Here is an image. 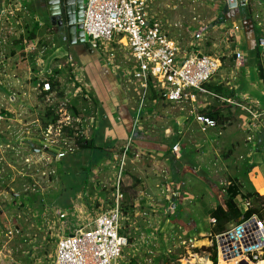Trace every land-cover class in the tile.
I'll use <instances>...</instances> for the list:
<instances>
[{
    "label": "rangeland",
    "instance_id": "374dc122",
    "mask_svg": "<svg viewBox=\"0 0 264 264\" xmlns=\"http://www.w3.org/2000/svg\"><path fill=\"white\" fill-rule=\"evenodd\" d=\"M249 2L254 4V0H249ZM205 3L206 0H150L147 11L152 15H156L163 22L166 29L170 24V19H179L182 20L181 29L183 31L188 28V31L196 33L208 26L209 29L212 28L215 21H222L221 19L226 12L224 8L225 0H209L208 5L204 8ZM45 5V0H0V62L5 63V65H9L12 62V66H14L15 61L20 60L19 58L21 57L24 60L27 59V64L30 61L29 66L32 70V75H29L28 78H25L26 74H21L22 81L25 83V89L14 88L12 80L7 77H4L5 85H0V120H2L0 122V129L2 131L0 141L2 153L0 154V158H2L4 164L10 163L16 168V170L14 169L10 172L11 175L6 173L5 179H7L8 183L10 178H15V175L17 176L16 182L11 187L16 189L19 195L18 198H22V200H19L22 205L24 197H29V214L27 215V208H25V211H22L19 205H17V210L15 211L18 215L14 212L19 217V225L15 227L16 230L10 228L9 221H6L2 225V229H0V264H54L57 240L62 235L74 231L76 227L74 224L79 221L78 218L77 221L71 220L77 214L75 209H73L74 206L78 205L80 208H83L81 211L85 212L84 218L86 219H94L95 215L111 212L118 207L123 214L127 209L123 204L124 199H118V192L122 194V191L126 188L127 182L125 178L128 174L133 178V184L138 180L136 179V175H132L133 172H130L133 164L128 162L129 157H136L132 152L129 153L130 146L121 149L116 148L108 153V155L103 154L99 150L81 151L77 148L73 152H69L62 159H57L56 155L46 153L40 144L33 145L35 150H38L40 154H35L32 151L33 147H29V142H27L28 146L25 149H20L22 146H25V137L29 136V124H31L29 113L33 114L30 120L33 119L32 121H34L38 119L42 127H45L44 120L47 109L48 107L52 108V106H48L51 103H46L48 101L47 97L43 95L44 92L41 89L42 83L49 79V75L46 76L41 73L38 75L36 72L38 79L34 78L36 74L32 68L38 57L45 56V61L50 60V66L54 67L58 64H63L64 67L60 70L64 72L63 76L65 80L62 82L63 87L60 86V89H55L54 95L50 96V101H75L72 89L74 76L72 68L67 63L70 57L77 64L79 72H81V69L83 72V65L86 61L91 62L93 60L92 62H94L102 58L106 59L104 54L102 55L99 51L90 54L89 49L84 45H69L66 31L51 25L45 11ZM186 5H201V7H197V10L191 11L189 8L186 9ZM36 21H39L38 29H35ZM223 33L227 35L228 32L221 30L216 36L222 39L224 37ZM31 34L36 35L33 41L29 39ZM186 36L188 35L186 34ZM209 40H212L211 34H209ZM231 43H233V40H231ZM231 47L233 51L236 49L234 44H231ZM29 49L34 52L31 57H29ZM18 52L20 53V57L18 55L17 58L13 57ZM234 57L236 59V56L232 54L229 58L232 65H235L233 62ZM107 58H109V54ZM226 71L227 66L223 64V68L218 75L219 78L217 76L215 81L216 79L222 80V76L226 79ZM57 72L59 74L58 70ZM51 74L53 75L54 73L52 72ZM55 75L57 74L55 73ZM29 86L31 89H29ZM261 87L264 90V80ZM131 95L134 98L133 102L137 106L139 98L136 92L133 91ZM29 100L36 101L37 103L35 104L34 102L31 109L29 105L26 106L27 108L25 105L22 107L23 111L28 112L25 118L9 121L8 116L4 115L5 113H9L8 109L11 110L12 108V111H16L17 103L13 101ZM154 100L156 99H153L151 96L146 99L148 111L139 121L141 127H145L143 129L149 133L155 131L159 126V122L161 123L158 117H162L166 113L169 118L168 114L176 115L181 112L176 108L170 110L169 105H166L163 99H160L156 107H161L165 110H160L161 112L158 114L154 113L152 111L155 107L151 110L149 106H155ZM198 101H204V107L202 110L193 113L195 116L198 115L197 113L203 114L204 111L207 112L213 107L218 108L222 105L220 99L210 96L199 98ZM234 108L236 110L229 111L226 114L227 117L241 112V109ZM14 115L17 116L16 113ZM220 125L222 129L229 130L225 138L226 149L223 150L221 148L219 154L216 155V160L221 162L222 168H224L225 164L228 165V169L223 171L226 177H224L225 174L223 176L221 174L224 178L220 179L223 180L222 182L225 181L221 187L226 189L229 186V179L231 180V178L236 177L238 173L241 176L240 179L244 181L240 186L245 190V186L247 185L245 182L247 180L243 173L245 172V175L246 172L248 173L246 163L249 161L247 155L249 153V146L245 147L243 143L245 134L238 122L228 123L226 121ZM230 126H232V129H229ZM30 129H36L38 133H41V137H39L41 142L44 140L42 134L44 128L41 130L35 124L34 126L31 125ZM37 136L39 135L37 134ZM88 137L91 138V135L87 134V136H84L85 139ZM52 138L54 141L58 140L55 136ZM232 139L241 141V149L231 150L229 143ZM75 141V139H69L68 146L63 145L62 142L58 146L60 149L74 148L77 145H75ZM262 141L264 143V139ZM259 144L260 149H262L259 152H262V154L257 166L258 170L254 171V173L264 180V144L260 142ZM7 147L15 148L17 152L12 149L8 150ZM126 148L129 150L125 155ZM28 161L29 169L27 166ZM2 167L4 166L2 165ZM88 168L90 169L89 172L86 171ZM27 174H29V178H27ZM11 187H7V184H1L0 197L5 200L7 196L8 201L14 203L10 195ZM208 187L205 186V190ZM182 188L186 189V186ZM200 188H202V185ZM259 188L261 189L262 187ZM248 191V189L245 190V192ZM2 193L3 196H1ZM131 194L132 196L134 195L133 192ZM189 194L194 196L193 192L187 191V195ZM170 195L171 197H169ZM170 195H168V201L173 203V196L171 193ZM138 198V192L136 191V202ZM203 200L204 203L202 205L207 208L208 204L214 201V198L211 199L208 196V198L204 197ZM136 202L134 203L136 204L135 209L137 213L134 211L129 212L128 216H126L127 218L122 220V234L129 239L128 247L124 249L123 254L124 260L127 263L134 261L135 264H206L208 260L211 262V254L203 251V249L205 247H212L211 240L214 236L212 235L214 225L210 221V214L212 212L205 209L202 219H195L200 224V232L203 231L202 234H196L197 236H195L194 230L191 234H187L185 229L180 230L176 226L177 223H173L183 220L185 221V226L188 224L187 227H190L192 220L189 218V213L187 212H191V206L190 211L186 210V216L182 215L179 211H177L178 214L175 212V216H172L168 212L170 203L166 206V203H161L157 198L150 203L151 206H147V202L142 199L138 201V206ZM4 203L0 199V207ZM191 203L192 206L195 204ZM56 206L61 208L59 210L66 215L65 218L62 219L58 213L59 211H55ZM68 218L69 222L62 227V223ZM232 225H228L227 229ZM191 237L198 239L200 243L197 245L202 246L194 248L193 243L190 241ZM196 250H199V252L195 253Z\"/></svg>",
    "mask_w": 264,
    "mask_h": 264
},
{
    "label": "crops",
    "instance_id": "0c3cea01",
    "mask_svg": "<svg viewBox=\"0 0 264 264\" xmlns=\"http://www.w3.org/2000/svg\"><path fill=\"white\" fill-rule=\"evenodd\" d=\"M208 1L209 0H206L204 8L208 5ZM238 1L239 4L230 9L227 7V0H225L224 8L226 12L224 17L221 19L222 21H215L213 23V27L210 29L208 26V29L204 28L203 30H199L203 31V34L201 39L198 41L194 40V35L199 31L192 33L188 31V28L183 31L181 29L182 20H169L170 24L166 30L169 33V36L183 50H188L189 47L196 42L200 45L201 52L220 59L222 65L221 69L211 83L207 85L211 88H222L226 91V96H218L215 92L206 89L208 91L206 94H199L195 92L194 101L189 100L184 103L176 104L165 102L163 100L166 105H169L168 107L170 110H174V108H176L181 112L176 115L168 114L170 116L169 118L166 113L165 115L163 114L162 117H158L160 118L161 123L159 122V126L155 131L149 133L143 129L145 127H141V124H139L138 128L134 127L136 104L133 102L134 98L131 93L135 90L131 85L122 83L120 81L119 73H116L115 68L105 62L103 58L94 62H92L93 60L91 62H84L83 72L82 69L81 72L78 71V75L80 77L82 76L81 80L83 85H80L81 83L79 84L75 79L73 80L72 89L75 101H50V96L52 97L54 95L53 92L55 91L51 94L46 93L45 96L48 100L46 103H51V105L48 106H52L51 109L53 111L56 109V111H54L56 115L59 114L58 111L60 112L61 110H64L72 117H80L81 120L86 123L83 137L87 136V134L91 135V138L88 137L86 140L89 141V144H93L96 150L108 155V153L116 148L121 149L129 145V153L132 152L133 155L136 156L129 157L128 162L133 164L130 168V172H133L132 175H136V179H138L133 184V178L129 174L125 178L127 182L126 188H130V191L128 190V192H133L135 195L132 196L133 201L136 202L137 191L139 197L136 202L137 206L139 203L138 201L141 199L147 202V206H151L150 203L157 198L161 203H166V206L170 203V206H168V212H170V215L172 216H175L174 214L175 212L177 213V211H179L182 215H185L187 212L186 210L190 211L192 208L191 212H187L189 213V218L192 220L190 222V227H187L188 224L185 226V221L183 220H178L173 223H177L176 226L180 230L185 229L187 234H191L194 230L195 236L203 233V231L200 232V224L195 219H202L205 209L212 212L219 205H223L227 196V188L224 189L221 187L225 181L222 182L223 180L221 179L226 177V174L223 171L228 169V165L225 164L224 168H222L221 162L216 160V155L219 154L221 148H223V150L226 149L225 138L229 131L222 129V126L220 125L222 122H238L245 134V138H243L244 146H249V153L247 154L249 161L246 163L248 173L246 172V175L245 172L243 173V175L246 176L245 179L247 180V182H245L247 184L245 186V190L248 189L249 191L245 192V190L241 188L240 185L244 181L240 179L241 176L238 175V173L237 176L231 178V180L238 183L237 185H239L243 194L257 192L260 195H264V180L260 178L258 174L254 173V171L258 170L257 166L259 165V159L262 154V152H259L262 150L260 149L259 142L264 144L262 141L264 139V90L261 87L264 80V0H254V4L249 2V0ZM240 3H242V5H240ZM197 7H201V5H186V9L189 8L191 11L197 10ZM221 30H226L228 32L227 35L226 33H223L224 37L222 39L221 37L219 38L216 36ZM186 34L188 36H186ZM209 34H211L212 40H209ZM231 40H233V43L231 44H234L236 48L234 51L232 50L230 44ZM29 48L31 47L29 46ZM93 52L89 53L92 54ZM238 52L242 53L243 60H237V58L235 59L234 57L233 62L235 65H232L229 58L232 54L236 56V53ZM22 53L24 52L22 51ZM33 54L34 52L29 49V57L33 56ZM17 55L20 57L19 52L16 53V55H13V57L17 58ZM45 58V56H39L32 69L35 74L37 72L38 75L40 73L43 75L45 74L46 76L49 75V79L44 82L49 81L51 83L54 81L58 83L57 89H60V86L63 87L62 82L65 80L63 76L64 72L60 71L61 68H64L63 64H58L53 67L50 66V60L45 61ZM19 59L20 60L15 61L16 63L14 66H12V62L9 65H5V63L0 62L1 86L5 85L4 77H7L12 80V86H14V88L25 89V83L22 81L21 74H26L25 78H28L29 75H32V70L29 66L30 61L29 64H27V59L24 60L21 57ZM67 63L69 64L68 61ZM223 64L227 66L226 79L222 76V80L216 79L215 81V78L219 75L223 68ZM245 64L247 65L245 66ZM57 70L59 71V74ZM52 72L54 73L53 75L51 74ZM55 73L57 75H55ZM37 74L36 77H34L36 79H38ZM11 76H13V78H11ZM76 87H78L77 91ZM29 89H31L30 86ZM150 96L152 98L155 96L153 99H156L154 100L155 106L149 105L151 110L155 107L152 112L158 114L161 112L160 110H165L161 107H156L158 100L162 98H160L156 93H151ZM207 96L220 99L222 105L218 108L213 107L207 112L204 111L201 115L208 116L207 114L209 112L217 110L222 119L219 123L215 120L218 124L217 128L207 129V131L204 132L202 131L200 125L195 122V115H193V113L198 110H202L204 107V101L200 102L198 99ZM13 102L17 103L15 108L16 111H12V108L11 110L8 109L10 117L9 113L4 114L6 117L8 116L9 121H16L17 118H25L28 112L23 111L22 107L24 105L25 107L29 105V108L31 109L33 108L34 102L35 104L37 103L32 100ZM234 107L241 109V112L227 117L226 114L235 109ZM49 108L50 107H48V109ZM146 111H148V107ZM14 113H16L17 116H15ZM145 114L146 112L142 115V117H144ZM32 115L33 114L29 113V121H31V124H29V136L25 137V146H22L20 149H25L28 146L27 142H29V147H33L34 144L42 145L41 139L39 138L41 137V133H38L36 129H30V126H34L36 124V126H39L41 130L45 127H42L38 119L34 121H32L33 119L30 120ZM254 115L257 117L256 120L258 128L257 130L251 131L248 129L249 126L247 123L253 119ZM1 121L2 120H0V122ZM45 121H47L46 118ZM229 129H232V126H230ZM66 130L75 132L72 129H65L64 135L66 137L68 136ZM36 133L39 136H37ZM1 134L2 131L0 129V141ZM75 134L73 137H70L69 135L67 138L73 139L75 138ZM240 142L241 141L239 140L232 139L229 143V147L231 150L241 149ZM176 145H178L179 148L178 151L174 152L172 149ZM7 149H12L17 152V149L12 147H7ZM32 151L35 154H40L38 150H35V147L32 148ZM1 153L2 148H0V154ZM50 154L54 155L52 153ZM2 165L4 167H2ZM27 166L29 169V161ZM255 166L256 168L254 169ZM14 169L16 170V168H14L10 163L4 164L2 158H0V185L7 184V187H11L12 184L16 182V175L15 178H10L8 183L7 179H5L6 173L10 174V172ZM221 174L222 176L225 174L224 177H222ZM27 178H29V174H27ZM231 180L229 179L228 181L229 185L232 182ZM201 185L202 188H200ZM183 186H186V189H183ZM205 186H209L207 190H205ZM259 187L262 188L260 189ZM209 189H211V191H209ZM187 191L193 192L194 196L190 194L187 195ZM10 193L14 203L9 202L7 196L5 199L6 201L0 197L1 201L5 202L0 207V229H2L1 227L6 221H9L10 228L16 230L15 227L19 225V217L16 216L18 213L15 212L17 210V205H19V208H21L22 211H25V208H27L28 215L29 197L26 196L27 199L24 197L22 205V203L19 202L22 198H18L19 195L17 194L16 189L11 187ZM170 193L173 196V203L168 201L169 197H171ZM168 195L170 196L168 197ZM1 196H3V193ZM208 196L211 199L214 198V201L210 202L208 204L209 206L205 208L202 205L204 203L203 198H208ZM191 202L195 204L192 206ZM135 207L136 204L134 203L133 211L137 213ZM55 208V211L63 213L59 210L61 208L57 206ZM73 209H75L77 214H75L71 220L77 221V218L79 220L74 224V226H76L75 229L85 225V222L89 223L93 221L92 218H84L85 212L81 211L83 208L76 205ZM14 212L16 214H14ZM96 216L97 215H95V217ZM126 216L124 217L123 215L124 219L127 218ZM64 221L66 223H62L61 220L62 227L69 222V218ZM190 241L193 243L194 248L200 243V241L198 239H194V237H191ZM201 246H198L197 248H200Z\"/></svg>",
    "mask_w": 264,
    "mask_h": 264
},
{
    "label": "built area",
    "instance_id": "2783aa9c",
    "mask_svg": "<svg viewBox=\"0 0 264 264\" xmlns=\"http://www.w3.org/2000/svg\"><path fill=\"white\" fill-rule=\"evenodd\" d=\"M149 2L85 0L82 22L85 38L92 51L104 54L105 62L119 73L120 81L131 85L137 93L139 101L135 128L139 127L142 115L147 112L146 99L151 93H156L170 103L194 101L195 92L208 93L205 86L211 83L222 66L219 58L201 52L196 42L188 50H183L169 36L163 22L147 11ZM202 34L203 31L197 32L194 40H200ZM236 58L243 60L242 53H236ZM68 62L74 79L83 85L77 65L71 57ZM41 89L44 93H52L49 81L43 82ZM58 113L57 122L42 130V147L46 153L62 159L77 149V145L63 150L59 148L60 142L68 146L69 135H64L65 129L74 130L75 138L83 137L85 123L80 117H72L64 110ZM256 119L254 115L247 123L249 130H257ZM195 122L204 132L218 127L217 122L206 115H196ZM53 136L58 140L54 141ZM178 148L176 145L172 150L176 152ZM128 150L126 148L125 155ZM122 197L118 192V199ZM237 204L242 213L253 207L249 199L239 198ZM59 214L62 219L66 216L64 213ZM123 219L118 207L62 235L56 243L54 264H130L123 256L129 244L128 237L122 234ZM210 221L213 225L216 223L214 219ZM211 245L216 249L217 264H221V260L229 264H241L244 261L258 264L264 260V219L253 215L245 221L241 220L224 233L213 236Z\"/></svg>",
    "mask_w": 264,
    "mask_h": 264
},
{
    "label": "trees",
    "instance_id": "16d2710c",
    "mask_svg": "<svg viewBox=\"0 0 264 264\" xmlns=\"http://www.w3.org/2000/svg\"><path fill=\"white\" fill-rule=\"evenodd\" d=\"M52 25V24H51ZM39 28V21H36L35 24V29ZM36 35L31 34L29 39L30 41H33L35 39ZM52 86V92L55 91V89L58 86V83L56 82H51ZM206 89L215 92L218 94V96H226V91L223 90L222 88L216 89V88H211L209 85L205 86ZM46 96V93L43 94ZM155 96H153L154 98ZM209 117L213 118L214 120H217L219 123L221 121V116L217 110L211 111L207 114ZM46 120L44 122V126L48 127L51 124H55L58 120V115L51 109H47L46 112ZM66 132L70 135L73 136L74 132L66 130ZM76 144L78 149L81 151L85 150H96L94 148V145L89 144V141H87L84 137H77L76 138ZM87 172L90 171V169H86ZM130 189H124L122 191V198L124 199V205L126 206V211L123 213L125 216L129 214V212H132L134 210V201L132 198V195L130 192ZM226 198L224 200L223 205H219L214 211L211 213V219L216 220V223L214 224V230L212 235H219L224 233L227 229L228 225L236 224L240 220H247L253 215L258 216L260 219H264V195H260L257 192H252V193H246L243 194L242 191L240 190V187L237 185L236 182H231L230 185L226 189ZM241 197L242 199H249L253 202V207L246 211L245 213H242L241 210L238 208L237 200L238 198ZM203 251H207L211 254L210 260L213 262V264H217V253L216 249L214 247L211 248H204ZM199 250H196L195 253H198ZM130 264H135L134 261H131Z\"/></svg>",
    "mask_w": 264,
    "mask_h": 264
},
{
    "label": "water",
    "instance_id": "95a60500",
    "mask_svg": "<svg viewBox=\"0 0 264 264\" xmlns=\"http://www.w3.org/2000/svg\"><path fill=\"white\" fill-rule=\"evenodd\" d=\"M83 2L84 0H45L51 24L56 26L57 20L63 18L64 25L67 29L69 45H84L87 49H89V52H93L87 43L83 31ZM238 4V0H227V7L230 9L236 7ZM240 5H242V3H240ZM63 22L60 24H63ZM241 264L248 263L244 261Z\"/></svg>",
    "mask_w": 264,
    "mask_h": 264
},
{
    "label": "flooded vegetation",
    "instance_id": "af4514ba",
    "mask_svg": "<svg viewBox=\"0 0 264 264\" xmlns=\"http://www.w3.org/2000/svg\"><path fill=\"white\" fill-rule=\"evenodd\" d=\"M83 3H84V7H85V0H84ZM45 11H46L47 17L49 18V15H48V12H47V6H46V5H45ZM49 20H50V18H49ZM63 21H64L63 18H61L60 20H57V22H56V24H57L56 27H59V28L65 30L66 33H67V29H66V27H65ZM50 22H51V21H50ZM62 22H63V24H60V23H62Z\"/></svg>",
    "mask_w": 264,
    "mask_h": 264
},
{
    "label": "bare ground",
    "instance_id": "6f19581e",
    "mask_svg": "<svg viewBox=\"0 0 264 264\" xmlns=\"http://www.w3.org/2000/svg\"><path fill=\"white\" fill-rule=\"evenodd\" d=\"M200 261V260H199ZM204 261V259H203ZM221 264H229V263H226L225 261H222L220 262ZM206 264H212V262H210L209 260L206 262ZM232 264V263H231ZM258 264H264V260L260 261Z\"/></svg>",
    "mask_w": 264,
    "mask_h": 264
}]
</instances>
